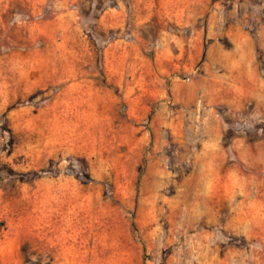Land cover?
Instances as JSON below:
<instances>
[{
  "label": "rangeland",
  "instance_id": "obj_1",
  "mask_svg": "<svg viewBox=\"0 0 264 264\" xmlns=\"http://www.w3.org/2000/svg\"><path fill=\"white\" fill-rule=\"evenodd\" d=\"M0 264H264V0H0Z\"/></svg>",
  "mask_w": 264,
  "mask_h": 264
}]
</instances>
